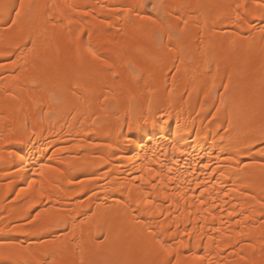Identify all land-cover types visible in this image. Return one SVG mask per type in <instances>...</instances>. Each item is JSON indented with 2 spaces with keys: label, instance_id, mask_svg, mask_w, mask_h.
<instances>
[{
  "label": "bare ground",
  "instance_id": "1",
  "mask_svg": "<svg viewBox=\"0 0 264 264\" xmlns=\"http://www.w3.org/2000/svg\"><path fill=\"white\" fill-rule=\"evenodd\" d=\"M19 2L0 11V264H264V9L22 0L13 28Z\"/></svg>",
  "mask_w": 264,
  "mask_h": 264
},
{
  "label": "snow or ice",
  "instance_id": "2",
  "mask_svg": "<svg viewBox=\"0 0 264 264\" xmlns=\"http://www.w3.org/2000/svg\"><path fill=\"white\" fill-rule=\"evenodd\" d=\"M242 3H243V0H242ZM253 3L255 4V6H256L257 8L264 9V0H253ZM142 6H143V5H142ZM239 6H240V5H238V7H239ZM6 8H7V5H5V4L3 3V0H0V11L5 10ZM23 9H24V4H23L22 0H20V2H19V8L15 10V15H16L17 19H13V20L11 21V25L13 26V28H14V26L17 25L18 19L20 18ZM152 10H153V11L155 10V5L152 6ZM86 14H87V13H85V15H86ZM142 18H143V19H151L150 17H142ZM184 23H185V25H186V24H187V21H185ZM90 51H91V50H90ZM9 54H10V53H7V52H0V55H9ZM93 55H95V54H93ZM104 63H107V61H105ZM109 66H110V65H109ZM261 135H264V132H262ZM173 150H174V151H177V152H182V149H180L179 147H177V146H175V145L173 146ZM261 167L264 168V165H261ZM171 171H172V169H171V168H168V172L170 173ZM157 175H159V174H157ZM222 175H223V174H222ZM69 183H71V181H69ZM197 187H199V184L197 185ZM205 191H206V189H205ZM203 194H204V193L201 192V196H203ZM198 199H199V198H198ZM199 202H200L201 204L204 203L203 199H200ZM257 203H261V202H260V201H257ZM261 207L264 208V203L261 204ZM245 219H248V218L245 217ZM238 223H239V222H238ZM157 242L160 244L161 249L164 250V252L166 253L167 256H172V251L170 250V248H166L165 245H164L162 242H160V241H157ZM24 251H28V250L25 249ZM33 259H34V264H42V262H41L40 260H35V258H33ZM193 259H194V260H201L202 258H201V257H197V256L195 255V253H193ZM44 264H47V262L45 261ZM161 264H173V261H172V260H167V259H166V260H163V261L161 262ZM174 264H181V262H180V260H179V256H178V254H177V258H176ZM208 264H212V262L209 261Z\"/></svg>",
  "mask_w": 264,
  "mask_h": 264
}]
</instances>
